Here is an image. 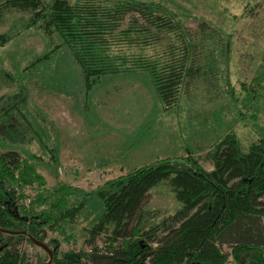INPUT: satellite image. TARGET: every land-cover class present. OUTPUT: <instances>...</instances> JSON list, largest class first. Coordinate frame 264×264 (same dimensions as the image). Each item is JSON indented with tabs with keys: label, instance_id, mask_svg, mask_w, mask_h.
<instances>
[{
	"label": "rangeland",
	"instance_id": "obj_1",
	"mask_svg": "<svg viewBox=\"0 0 264 264\" xmlns=\"http://www.w3.org/2000/svg\"><path fill=\"white\" fill-rule=\"evenodd\" d=\"M152 1L177 13L193 31L202 67L168 109L144 70L108 74L87 92L79 64L58 35L30 26V14L20 7L0 13V34L10 37L0 47V148L17 151L44 179L24 188L23 204H31L40 191L51 194L50 203L58 201L57 189L66 185L74 189L73 207L106 180L143 164L167 155H203L230 131L247 152L264 134V77L256 81L264 75V0ZM204 167L212 168L207 161ZM180 206L163 181L141 209L152 225ZM103 211L102 202L91 198L73 222L48 231L50 249L55 238L61 254L89 249L88 230ZM97 242L104 247V238ZM18 249L32 264H55L39 245L23 241ZM229 264H234L231 256Z\"/></svg>",
	"mask_w": 264,
	"mask_h": 264
},
{
	"label": "trees",
	"instance_id": "obj_2",
	"mask_svg": "<svg viewBox=\"0 0 264 264\" xmlns=\"http://www.w3.org/2000/svg\"><path fill=\"white\" fill-rule=\"evenodd\" d=\"M16 7L30 14V26L58 35L70 48L87 92L108 74L144 70L168 109L202 69L193 31L157 1L0 0V13ZM200 25L208 27L206 21ZM9 40L0 34V47ZM163 181L181 206L149 225L141 205ZM35 182L44 184L34 163L0 148V264H32L18 245H38L36 239L50 248L48 231L73 222L91 198H98L104 211L88 230L89 249L61 254L59 240L52 239L55 264H229L230 256L234 264H264V134L247 152L230 131L203 155L143 164L106 180L73 207L69 196L74 189L66 185L57 189L62 192L58 201L50 203L51 194L40 191L31 204H23L24 188ZM99 238H104L103 248Z\"/></svg>",
	"mask_w": 264,
	"mask_h": 264
},
{
	"label": "water",
	"instance_id": "obj_3",
	"mask_svg": "<svg viewBox=\"0 0 264 264\" xmlns=\"http://www.w3.org/2000/svg\"><path fill=\"white\" fill-rule=\"evenodd\" d=\"M34 241L39 245V246H41V247H43L44 249H46L47 251H49L50 252V254H51V259H52V250L45 244V243H42V242H40V241H38V240H36V239H34ZM50 259V260H51ZM45 264H47V263H45Z\"/></svg>",
	"mask_w": 264,
	"mask_h": 264
},
{
	"label": "crops",
	"instance_id": "obj_4",
	"mask_svg": "<svg viewBox=\"0 0 264 264\" xmlns=\"http://www.w3.org/2000/svg\"><path fill=\"white\" fill-rule=\"evenodd\" d=\"M3 1H4V0H3ZM189 153H190V152H189ZM194 155H195V154H194ZM166 157H174V156H171V155H167V156H165V158H166ZM178 157H179V156H178ZM162 159H163V158H162Z\"/></svg>",
	"mask_w": 264,
	"mask_h": 264
}]
</instances>
